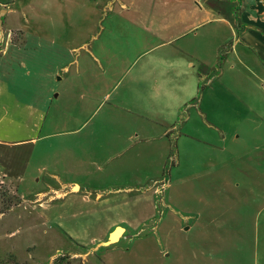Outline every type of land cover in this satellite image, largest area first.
Segmentation results:
<instances>
[{"label":"crops","instance_id":"crops-1","mask_svg":"<svg viewBox=\"0 0 264 264\" xmlns=\"http://www.w3.org/2000/svg\"><path fill=\"white\" fill-rule=\"evenodd\" d=\"M233 1H0V11L6 10L0 30V177L22 204L27 195L36 197L31 208L67 242L63 253L83 258V264L122 260L121 243L152 221L168 191L167 177H159L173 150L171 137L202 83V97L191 105L196 115H189L180 134L196 137L198 123L220 129L208 122L205 108L218 110L214 123L228 122L216 94L210 96L215 105L204 106L205 86L215 91L226 76L225 68L216 70L218 63L242 79L243 92L261 91L264 0H242L241 19L255 26L236 22ZM78 11L86 12L82 19L75 17ZM239 32L242 39L235 38ZM250 52L260 56V70L250 64ZM240 107L231 120L236 137L215 132V155L231 158L215 164L219 171L238 165L250 150L251 135L241 125L253 123L254 113L264 123V114L243 97ZM260 149L264 158V141L251 148ZM118 227L122 232L107 245Z\"/></svg>","mask_w":264,"mask_h":264},{"label":"rangeland","instance_id":"rangeland-1","mask_svg":"<svg viewBox=\"0 0 264 264\" xmlns=\"http://www.w3.org/2000/svg\"><path fill=\"white\" fill-rule=\"evenodd\" d=\"M0 1L6 2L7 6L15 3V0ZM80 1L93 3V0ZM233 3L239 8L236 22L254 25L241 19L243 1ZM227 6L224 4L225 10ZM85 14V11H78L75 17L82 19ZM12 35L14 39H21L19 33ZM253 35L255 41L260 34L257 31ZM237 37L242 39V33L239 32ZM251 53L254 52H250L249 60ZM259 58L255 53L250 60V64L255 62L256 70L261 67ZM222 68H225L226 76L215 85V91L205 86L204 106H214L215 99L210 96L216 94V99L223 105L220 115L228 122L214 123L211 115H218V110L211 112L205 108L208 122L220 128L218 130L231 140L237 135V125L231 124V120H237L233 116L243 110L240 98H245L255 110L264 114V83H258L261 91L255 88L252 94L245 93L240 86L244 84L240 81L242 79L226 73V63H218L216 70L221 72ZM204 85L202 83L197 92V101L202 97ZM196 100L183 107L177 129L171 137L173 150L159 177V180L167 177L169 186L165 190L168 191L158 199L152 221L142 225L137 236L126 237L127 242L121 243L125 254L116 264H264V158L262 149L251 150L264 141V123L254 113L253 123L249 121L241 125L244 132L251 135L247 140L250 150L240 157L238 165L219 171L215 164L229 162L231 158L228 153L220 157L215 155L214 147L218 146L215 132L219 133L218 130L204 128L198 123L195 124L196 137L180 134L189 115L192 120L196 115L191 109ZM28 191L24 192L28 194ZM35 198L32 194L27 195L25 203L0 218V264H83V258H72L63 253L68 250L67 242L55 237L54 228L41 224L31 208L38 203L30 204ZM12 232L15 233L12 237L5 236Z\"/></svg>","mask_w":264,"mask_h":264},{"label":"trees","instance_id":"trees-1","mask_svg":"<svg viewBox=\"0 0 264 264\" xmlns=\"http://www.w3.org/2000/svg\"><path fill=\"white\" fill-rule=\"evenodd\" d=\"M4 17H2L3 21ZM2 28L0 27V30ZM16 43L21 44L17 39L13 40ZM2 45L0 43V52ZM22 199L17 195L15 191L12 190L10 185L6 182L3 177H0V215H5L10 212L14 207L22 204Z\"/></svg>","mask_w":264,"mask_h":264},{"label":"water","instance_id":"water-1","mask_svg":"<svg viewBox=\"0 0 264 264\" xmlns=\"http://www.w3.org/2000/svg\"><path fill=\"white\" fill-rule=\"evenodd\" d=\"M6 10L5 9H2L0 11V25H2V20H1V17L5 14ZM122 231V228L121 227H118L110 236L109 240L107 241V245H110L112 243H114L119 235V231Z\"/></svg>","mask_w":264,"mask_h":264},{"label":"built area","instance_id":"built-area-1","mask_svg":"<svg viewBox=\"0 0 264 264\" xmlns=\"http://www.w3.org/2000/svg\"><path fill=\"white\" fill-rule=\"evenodd\" d=\"M162 186H163V188L166 186V179H164V181L162 182Z\"/></svg>","mask_w":264,"mask_h":264},{"label":"bare ground","instance_id":"bare-ground-1","mask_svg":"<svg viewBox=\"0 0 264 264\" xmlns=\"http://www.w3.org/2000/svg\"><path fill=\"white\" fill-rule=\"evenodd\" d=\"M122 231L120 230L119 233H121Z\"/></svg>","mask_w":264,"mask_h":264}]
</instances>
